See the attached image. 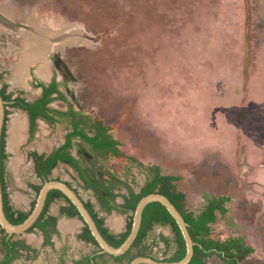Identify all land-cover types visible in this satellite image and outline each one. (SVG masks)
I'll list each match as a JSON object with an SVG mask.
<instances>
[{
  "label": "rangeland",
  "instance_id": "374dc122",
  "mask_svg": "<svg viewBox=\"0 0 264 264\" xmlns=\"http://www.w3.org/2000/svg\"><path fill=\"white\" fill-rule=\"evenodd\" d=\"M38 44L44 53H35ZM56 58L73 106L121 141L125 156L110 161L112 171L129 170L132 156L182 173L188 196L193 187L199 195L231 196L228 217L214 230L224 238L243 235L257 249L243 264H264V0H0V71L9 91L38 97L28 71L47 78L41 69L51 76ZM24 125L19 112L9 121L8 181L13 199L27 204L28 170L19 167ZM63 134L41 123L27 147L48 152ZM55 176L77 187L67 169ZM133 176L137 186L144 183L135 169ZM188 207L200 206L188 199ZM125 217L115 212L109 221L124 229ZM69 226L61 223L64 233ZM164 230L156 227L153 235ZM25 238L40 255L13 264H60L63 242L43 249L39 234ZM73 242L64 252L67 264L93 250Z\"/></svg>",
  "mask_w": 264,
  "mask_h": 264
},
{
  "label": "flooded vegetation",
  "instance_id": "af4514ba",
  "mask_svg": "<svg viewBox=\"0 0 264 264\" xmlns=\"http://www.w3.org/2000/svg\"><path fill=\"white\" fill-rule=\"evenodd\" d=\"M57 59L58 58L52 59L54 61V66H52L51 69V76L47 68L43 67L41 69L40 73L46 75L47 78L40 77L38 73L35 71L34 67H30L28 71V75H30V77H28L30 79L28 84L33 89L40 90L38 97L34 99H29L25 96V91L27 90L26 89L24 90V88L23 89L20 88L19 90H13L10 92L9 91L10 86L7 82H5L4 74L0 71V83H1L0 95L2 96L5 102V119H4V126H3L1 146H0V175H1L3 207H4L5 215L12 224L14 223L11 221L9 217L10 214H13L16 219L25 218L26 220L33 212L37 203L39 193L42 187L45 185V183L48 181L57 180L66 183L77 193V195L85 203L86 207L90 211L96 223L97 220L93 215L91 206H93L94 212L98 214L99 216L98 218L104 219V227L108 228L110 234L121 235L127 230L130 216L131 215L134 216V214L132 213L124 214L122 213V208L120 207L114 208L109 213L107 212V209L103 206L102 199L107 202L108 206L126 205L127 204L126 197L130 196L129 189L132 188L135 189L137 192H139L141 187H143L147 181V177L141 171V168L138 165V163H141L146 167H151V166L161 167V166L157 164L145 163L135 157L128 156L127 161L128 164L130 165L129 170H127L126 172H119V171L114 172L111 170V168L113 167L110 161L113 162V160L125 156L122 150L121 141L116 137L113 130L109 126L97 120L94 115L85 112L83 109H79L73 106L70 99L71 93L68 88L67 80L59 79V75L57 73ZM33 61H31V63L29 64H32ZM37 61L39 62V60ZM21 68L24 70L23 65ZM47 88H53L52 89L53 92L49 96V99L52 100L44 98ZM61 103L65 104L66 108H61L56 105ZM16 112L22 114L25 120V125H24L25 129L23 128L24 139L22 140V142L20 141V144L19 143L18 144H19V149L23 153L22 162L20 161L21 159L19 160L20 161L19 167L24 169V166H26L25 169L28 170V178L23 179L24 180L23 183L26 186V191H24V194L29 196L32 195L31 196L32 199L29 200L27 204L19 203L13 199L9 189V181H8V176H9L8 161L10 159L11 152L7 147V134L9 129V121L10 119H12V116ZM44 113L45 114L47 113L51 118L49 117L50 119H47L43 117ZM88 117L92 118L93 122L97 124V126H100L99 123H102L103 126L108 128V130L105 132H98L97 130H94L88 125L89 124ZM41 123L46 124L49 128L55 129L57 127H62L64 130L62 141L56 144L52 148V150L48 152H39L36 149H31V148L28 149L27 147L28 145H31L33 141L36 139ZM75 125H78L77 131L83 133L87 132L88 137L94 139L95 143L87 141L84 138V134L82 133L79 135H74ZM96 144H98V146H96ZM64 147L66 148L62 150V153L64 155L70 154L71 156H73L74 158L73 163L64 162L62 159H58V163L52 169L51 174L49 176H46L47 168L50 163L49 159L51 155H53L56 150L63 149ZM76 152H78L79 155H77ZM131 158L135 159L137 162L131 161ZM64 169H67V171L70 173L71 177L73 178L72 181L74 180L76 182L77 187H75V185L71 183V180H65L59 176H55L56 171L58 170L64 171ZM134 169L137 171V174L142 175L145 179L144 183L141 186H137V183L134 180V176H133ZM161 169L164 172L162 167ZM39 170L42 171L43 173L41 176L39 175ZM82 175H84L85 180L82 178ZM100 176H102V178ZM173 176H179V175H173ZM179 177L183 179L182 176ZM87 181L90 183L91 187H89ZM79 188H82L86 192H91L94 200L91 199L87 201L86 199H84L80 194ZM67 199L70 201V199L62 191L57 189L51 190L47 196L44 209L40 217L38 218L37 222L25 233L10 234L0 224V260L4 259L6 256V251L4 250L6 246L4 245V242L9 240L18 243L19 245L17 247L18 256L13 261V263L22 258H26L27 260H29L38 257L40 255L41 249L35 248L25 238L26 235L31 233L39 234L43 238L42 241L43 249L54 248L56 245V240H60L61 242H63V246H62L63 252L61 253L62 256L60 257V261H59L60 264H67V262L64 260V252H66V250L69 249L71 245L70 242L72 240L74 241L73 243L76 242L77 244L91 246L93 250L90 254L84 255L79 259L73 260L71 264H75L76 261L84 262V258L86 257L95 258L100 255H106L107 253H102V249L99 246V244L98 246H96L93 243L87 242L85 239H82L80 237L86 235L85 228L88 225L83 221L80 214L76 215V209H77L76 206L71 201L69 203ZM46 209L47 211L45 212ZM115 212H117L121 216H126L125 217L126 225L124 229L113 227L109 223V217L112 216ZM70 221L81 222L82 225L80 227H77L74 230V232L67 231L66 233H64L63 231L65 230L61 228V223L70 222ZM38 222H40L41 226L45 230L41 229V227L36 225ZM156 227H160V229L162 230L166 229L167 233H165L164 230V234L155 236L153 235L152 232V239L150 238L151 240L149 241V243H152L153 239H156L157 244L155 243L153 249L155 248V246H158L159 247L158 251H161L164 254L165 244L161 240V236L171 238L172 232L169 227L155 226L154 229ZM47 232L52 234L51 244L47 243L48 241L46 237ZM222 236L223 234H220L219 232L215 231L213 227L214 238L220 240H227L231 238V237L224 238ZM237 236L244 237L243 235H237ZM237 236H233V237H237ZM245 240L251 247L254 248V252L251 253L248 257H246L240 264H243L248 258L253 256L257 252V249L247 241V238H245ZM213 251L215 252V254L208 257L207 259L208 264H210L209 263L210 260L215 257L218 259L219 263L225 264V261L223 257L220 255V253L217 252L216 250ZM111 256L112 255L108 254L103 258L98 257L94 261L85 264H93L96 262L97 264H107V260H114ZM115 263L120 264L117 262Z\"/></svg>",
  "mask_w": 264,
  "mask_h": 264
},
{
  "label": "trees",
  "instance_id": "16d2710c",
  "mask_svg": "<svg viewBox=\"0 0 264 264\" xmlns=\"http://www.w3.org/2000/svg\"><path fill=\"white\" fill-rule=\"evenodd\" d=\"M52 89L53 88L46 89L44 97L45 99H49L50 94L53 92ZM43 117L47 119L51 118L47 113H44ZM88 122V125L98 132H105L108 130V128L103 126L102 123H99L100 126H97V124L93 122L92 118L88 117ZM74 128V135H79L82 133L84 134V138L87 141L95 143L94 139L88 137L87 132L83 133L77 131L78 125H75ZM96 146H98V144H96ZM65 148L66 147L60 150H56L55 153L51 155L46 176H49L51 174L52 169L58 163V159H62L64 162L73 163V156H71L70 154L64 155L62 153V150H64ZM131 161L137 162L133 158H131ZM138 165L140 166L141 171L147 177L146 183L143 187H141L139 192L132 188L129 189L130 196L126 197V205L108 206L107 202L102 199L103 206L107 209V212L110 213L114 208L120 207L122 208V213L134 214L138 203L143 197L152 193H160L167 196L172 201V203L182 213L186 222L189 224V232L191 234V237L197 243V245L195 246V255L191 264H208V257L215 254L213 250H216L220 253L225 261V264H240L246 257L254 252V248L246 242L244 237H231L227 240H220L213 237V224H215L219 218L225 220L228 217L229 204L232 202L231 196H215L209 193H205L203 196L204 202L201 204V206L197 210H192L188 208L187 194L179 187V182L182 179L181 177L166 174L159 166L146 167L141 163H138ZM42 174V171L39 170V175L41 176ZM82 178L85 180L84 175H82ZM87 183L89 184V187H91L88 181ZM68 202L70 203L69 200ZM91 209L106 240L115 247L121 246L131 233L133 216H130L127 230L123 234L113 235L110 234L108 228L104 227V219L98 218L99 216L96 212H94L93 206H91ZM46 211L47 209L45 210V212ZM76 215H79L77 209ZM9 217L14 224H20L25 220V218L16 219L13 214H10ZM36 225L41 227V229H44L41 226L40 222H38ZM155 226L169 227L172 232L171 238L161 236V240L165 244V257L162 259L157 257L153 250L155 243L157 244L156 239H153V242L149 243V241L152 239V232ZM85 231L86 235L80 237L82 239H85L87 242L93 243L94 245L98 246V243L91 234L88 226H86ZM46 237L48 240L47 243L51 244L52 234L47 232ZM4 245L6 246V248L4 249L6 251V256L4 259L0 260V264H12L18 256L17 247L19 245L18 243L12 242L10 240L4 242ZM186 254V242L177 222L165 206H163L159 202H154L149 204L144 211L140 233L131 249L126 254L120 257H111L117 263L130 264L135 258L140 256L153 257L157 260L166 262H176L184 259ZM107 255L108 254L100 255L95 258L86 257L84 258V262L76 261L75 264L90 263L98 257L103 258ZM93 264H97V262Z\"/></svg>",
  "mask_w": 264,
  "mask_h": 264
},
{
  "label": "water",
  "instance_id": "95a60500",
  "mask_svg": "<svg viewBox=\"0 0 264 264\" xmlns=\"http://www.w3.org/2000/svg\"><path fill=\"white\" fill-rule=\"evenodd\" d=\"M4 119H5V102L0 95V146H1V138L4 126ZM60 190L62 191L70 201L76 206L79 211L80 216L82 217L83 221L88 225L93 237L95 238L96 242L102 249V253H107L109 255L119 257L126 254L133 244L135 243L138 235L140 233L142 222H143V215L146 207L154 202H159L163 206L167 208L170 214L173 216L175 221L177 222L183 237L186 242L187 254L184 259L176 262H166L160 261L153 257H145L140 256L135 258L130 264H191L193 257L195 255V246L197 243L191 237L189 232V224L184 219L182 213L178 210V208L172 203V201L165 195L160 193H152L145 197H143L140 202L138 203L132 221V229L131 233L126 239V241L119 247H115L111 245L104 235L101 233L96 221L94 220L93 216L91 215L90 211L86 207L85 203L81 200V198L77 195V193L66 183L62 181H48L42 187L36 206L30 216L21 224H12L6 217L3 207V194H2V185H1V175H0V224L1 226L10 234H22L29 230L38 220L40 217L45 203L47 196L51 190Z\"/></svg>",
  "mask_w": 264,
  "mask_h": 264
},
{
  "label": "crops",
  "instance_id": "0c3cea01",
  "mask_svg": "<svg viewBox=\"0 0 264 264\" xmlns=\"http://www.w3.org/2000/svg\"><path fill=\"white\" fill-rule=\"evenodd\" d=\"M169 174H171V175H179V176H182L183 177V175H182V173H173V172H169ZM181 183H179V187H180V189L181 190H183L186 194H187V196H188V193H187V191L186 190H184V178L180 181ZM183 182V183H182ZM195 187H193V188H191L192 190H191V192L189 193V196H188V199H189V202H190V200H191V202H195V203H198L199 205H201L202 204V202H203V198H202V196L205 194V193H207V192H203L202 194H198L197 193V191H196V189H194ZM111 221H109V223H110ZM68 224H70V226H69V229H70V231H74L77 227H80L82 224H81V222H77V221H70V222H67ZM113 227H116V226H114L113 224H112V222L110 223ZM116 225V224H115ZM118 226V225H117ZM210 264H212V262H211V260H210V262H209Z\"/></svg>",
  "mask_w": 264,
  "mask_h": 264
},
{
  "label": "bare ground",
  "instance_id": "6f19581e",
  "mask_svg": "<svg viewBox=\"0 0 264 264\" xmlns=\"http://www.w3.org/2000/svg\"><path fill=\"white\" fill-rule=\"evenodd\" d=\"M38 43V42H37ZM36 45H33V47H35ZM38 49H41V51L42 52H45V49L42 47V45L41 44H38L35 48H34V50H35V53H36V51H39ZM39 53V52H38ZM31 54H32V52H31ZM41 54V53H40ZM23 71V72H22ZM42 71H44V70H42ZM19 73H24V70L22 69V68H20L19 69ZM22 119V118H21ZM16 127H17V131L19 132V130H21L22 129V125L20 124V123H17V125H16Z\"/></svg>",
  "mask_w": 264,
  "mask_h": 264
}]
</instances>
